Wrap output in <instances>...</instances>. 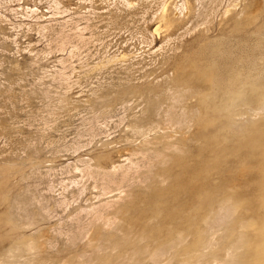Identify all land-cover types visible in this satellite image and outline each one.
<instances>
[{
  "label": "rangeland",
  "instance_id": "1",
  "mask_svg": "<svg viewBox=\"0 0 264 264\" xmlns=\"http://www.w3.org/2000/svg\"><path fill=\"white\" fill-rule=\"evenodd\" d=\"M131 1L0 0V262L139 264L136 241L164 239L157 221L184 203L192 224L179 247L201 250L187 262L264 264V0ZM164 5L175 26L160 20ZM182 50L210 72L197 82L207 106L172 109L159 93L149 112L140 88L165 82ZM144 145L162 156L132 154ZM132 190L134 215L155 218L144 240L117 244L113 211ZM224 201L230 212L208 225Z\"/></svg>",
  "mask_w": 264,
  "mask_h": 264
},
{
  "label": "bare ground",
  "instance_id": "2",
  "mask_svg": "<svg viewBox=\"0 0 264 264\" xmlns=\"http://www.w3.org/2000/svg\"><path fill=\"white\" fill-rule=\"evenodd\" d=\"M128 4H132V1L131 0H125ZM167 6H168V4H166ZM183 5V4H182ZM165 6V5H164ZM167 6H165V7H163V9H162V11H161V14H159L160 15V20H162V21H164V23L166 24V25H168V26H175L176 25V23H177V17H175V15H174V13L172 12V10L169 8V7H167ZM176 6V5H175ZM178 7V6H177ZM174 8H176V7H174ZM31 11H35V9H32L31 8ZM36 12V11H35ZM177 13V12H176ZM175 13V14H176ZM177 16V15H176ZM165 25V26H166ZM171 28V27H170ZM154 30H155V28H154ZM166 71L169 73V75H170V77L165 81V82H163L160 86L158 85V87H154V86H151V87H148V88H140V90L138 89V88H136L137 90H139L140 91V94L141 95H144V96H146V99H147V103L149 104H147L148 105V107H147V109H148V111L150 112V111H155L158 107L160 108L161 107V105H162V102H164V101H162L161 99V103H159V101H155V99H157V98H155L156 97V95H158L159 93L161 94V93H164L165 94V96H167V98H166V100H171L172 102H171V104H170V107L171 106H173V103H178L179 101H181L182 99H186V100H189L190 101V99L192 100L193 98H195V99H193V100H196L197 99V101H199V103H201L202 105L204 104L205 106H207L206 105V98H207V95L205 94V91H206V89H205V87L204 86H201V85H199L198 83H200V82H198V81H201V83H203V84H206V85H208L209 84V82H210V79H211V75H210V72L208 71H205V69L203 70L202 68H200V64H199V62H197V61H195V59L193 58H191V55H189L185 50H182V52H181V54H180V56L178 57V58H175V59H170V60H168L167 62H166ZM198 82V83H197ZM148 85V84H147ZM151 85V84H150ZM203 87V88H202ZM204 89V90H203ZM168 93V95H166ZM159 94V95H160ZM210 94V93H209ZM163 95V94H162ZM162 95H160V96H162ZM211 95V94H210ZM210 95H209V98H210ZM165 96L163 97L162 96V98H165ZM155 98V99H154ZM161 98V97H160ZM216 98V97H215ZM215 98H214V100H215ZM212 99H213V97H212ZM212 99H211V102H212ZM159 100V99H158ZM164 100V99H163ZM186 100H185V102H186ZM177 101V102H176ZM183 101V100H182ZM183 103V102H182ZM164 104V103H163ZM179 104H181L180 102H179ZM178 104V105H179ZM185 104V103H184ZM183 104V105H184ZM186 104H187V102H186ZM177 105V104H176ZM200 105V104H199ZM210 106H211V104H209ZM182 105H180L179 107H181ZM174 107H175V105H174ZM177 107V106H176ZM184 107H187V106H184ZM156 108V109H155ZM172 108V107H171ZM196 108L197 107H190L189 108V110L190 111H192L193 112V114H194V112L196 111ZM201 108H203V107H201ZM173 109V108H172ZM177 109V108H176ZM183 110H185L184 108H183ZM187 110V114L189 113L188 112V108L186 109ZM198 110V109H197ZM157 111V110H156ZM173 111V110H172ZM181 111H182V109H181ZM176 112V111H175ZM179 112H180V108H179ZM182 112H184V111H182ZM201 112V111H200ZM153 113H155V112H152V114ZM170 113H172V112H170ZM169 113V114H170ZM181 113V112H180ZM199 113V112H198ZM176 114H178L177 112L175 113V115ZM183 114V113H182ZM185 114V113H184ZM183 114V115H184ZM192 114V113H191ZM171 115V114H170ZM173 115V114H172ZM171 115V116H172ZM175 115H173V118L175 119ZM180 115V114H179ZM178 116V115H177ZM185 116H186V114H185ZM183 117V116H181L182 117V119H180V120H176V119H178V117L175 119L176 120V122H174V123H178V124H180V123H185V122H181V120H183V118L185 119L186 117ZM192 116V115H191ZM190 115H189V117H191ZM187 117H188V115H187ZM189 117H188V119H189ZM194 117H195V115H194ZM215 117V116H214ZM170 118V117H169ZM173 118H171L172 119V122L173 121H175V120H173ZM170 119V120H171ZM214 119V118H213ZM191 120V119H190ZM184 121V120H183ZM139 125H137L136 127H138ZM139 128H140V126H139ZM215 128V127H214ZM167 143V142H166ZM170 143H171V146H172V142H169V146L168 145H166L165 143V145L166 146H168V147H170ZM149 144V143H148ZM147 144V145H148ZM147 145H144V146H141V147H139V148H134L133 149V151H132V154H134L135 152H137V151H147V150H153V151H155L156 152V154H158L159 156H162V154L160 153V152H162V147H161V149L160 148H155L154 149V147L152 146L151 148H148L149 146H147ZM164 145V146H165ZM107 153L106 154H111V152H109V151H106ZM163 153V152H162ZM161 154V155H160ZM123 155V154H122ZM155 155V154H154ZM97 156V155H96ZM97 158V157H96ZM99 159H101V158H99ZM108 159V158H107ZM153 159V158H152ZM97 161L99 162V163H101V160H98L97 159ZM104 161V160H103ZM102 161V162H103ZM106 161V163L105 164H103V166L102 167H106V168H108V167H113V168H117V165H115L116 164V160H114V159H108V160H105ZM124 166V165H123ZM129 166V165H128ZM149 166H151V165H149ZM98 167H100V166H98ZM144 167V166H143ZM119 168V167H118ZM130 168V167H129ZM138 168V167H137ZM148 168V167H147ZM107 170V169H106ZM120 170V169H119ZM122 170V169H121ZM124 170V169H123ZM135 171V170H134ZM147 171V170H146ZM91 172V171H90ZM112 173V172H111ZM145 173V172H144ZM92 174V173H91ZM147 174V173H146ZM145 174V175H146ZM97 175H99V174H97ZM148 175V174H147ZM105 176L107 177V179H109L108 181L109 182H112V181H114L116 178L113 176V174L111 175V174H109V173H105ZM124 177H125V175L122 177V179H124ZM149 177V176H148ZM107 188H109V187H105V189H107ZM116 188V187H115ZM151 194V193H150ZM149 194V195H150ZM181 194V193H180ZM198 194H199V192H198ZM197 194V195H198ZM154 195V194H153ZM196 195V196H197ZM100 197V196H99ZM125 197V196H124ZM150 197V196H149ZM153 197V196H152ZM151 197V198H152ZM155 197H156V195H155ZM154 197V198H155ZM161 197V196H160ZM164 197H166L165 195H164ZM169 197V196H168ZM167 197V198H168ZM197 197H199V196H197ZM196 197V198H197ZM123 198V197H122ZM127 199L123 202V203H121L119 206H117L116 204V209L113 211V214L115 215V217L117 218V220L119 221V223H117V224H121L120 226H118L117 225V228L119 227L120 229L119 230H121L123 233H119L120 231L119 230H117V231H119V232H117L118 234H122L123 236H120V238L119 239H117V241L116 242H114L115 240L112 238L111 240L114 242V243H117V244H119V243H121L122 241L124 242V240H122V239H126L125 240V242L127 241V240H129V238L128 237H130V236H132V234L133 233H135V235H137L136 237H138V238H136L138 241L140 240V241H142V240H144V237H145V231H147L146 229H145V227L149 224V222H152L153 220H152V218H155L154 216L153 217H151L150 216V218H144V219H140V217L138 218V217H136L134 214V212H136V210H137V206H138V202H139V200H140V198H141V194L138 192V191H136V190H132L130 193H129V195H128V197H126ZM147 198H148V196H147ZM169 198H171V197H169ZM149 199V198H148ZM153 199V198H152ZM162 199H163V196H162ZM165 199V198H164ZM198 199V198H197ZM143 200V199H142ZM159 200V199H158ZM166 200V199H165ZM165 200H163V201H165ZM172 200H173V198H172ZM146 201V200H145ZM145 201H143V202H145ZM152 201H154V200H152ZM155 201H157V200H155ZM167 201V200H166ZM169 201V200H168ZM170 201H171V199H170ZM172 202V201H171ZM182 202V201H181ZM186 202H187V200H186ZM186 202H185V204H186ZM148 203H149V201H148ZM173 203V202H172ZM188 203V202H187ZM143 204V203H142ZM146 204V203H145ZM163 204H166V203H163ZM179 204V203H178ZM149 205V204H148ZM153 205H154V203H153ZM161 205V204H160ZM183 205V206H182ZM181 206H178V207H175V208H171L170 206H169V211L165 214V215H163L162 216V218L160 219V221L158 220L157 222H159V224H163V225H165L166 227H167V232H166V234H167V236L164 238V239H162V240H159V241H157L156 243H153V244H150V242H152V241H149V242H147V243H145V244H141L142 242H139V243H137V241H136V245L134 244L135 243V240H134V242L132 243V244H134V247L132 248L133 249V251H129L130 252V254L131 253H134L135 255L133 256L132 254H131V259H133L132 258V256L133 257H135L136 255H137V261H138V263L139 264H142V263H146V264H161V262H163V260L165 259V258H169V257H171L172 258V256H174V255H176V254H178L179 256H178V258H177V261H176V263H174V264H195V263H197V262H193V263H189V262H187V260L186 259H184V257H183V255H192V256H197V258L199 259V255L201 254V250H200V246L198 245L197 247H195V248H197V249H194L193 251H189V252H186V251H184V249H185V247H183V246H180L179 247V245L181 244H183L185 241H186V239L188 238V236H189V234H190V231H189V229H188V227L192 224L191 223V221H190V210L188 209L189 208V206L187 205V206H185L184 205V203L182 204ZM229 204H227V203H225V201L224 202H222L221 204H220V206L218 207V210H216V208L215 207H213L212 209H210V211H209V213H208V217H207V222H208V225H214L215 223H216V221L218 220V222L219 221H221L222 220V217H223V215H222V212H220L221 210H224L226 213H229L230 212V206H228ZM167 206V205H166ZM176 206V205H175ZM113 207V206H112ZM139 207H141V206H139ZM144 208L145 207H147V206H143ZM148 207H151V202H150V206H148ZM154 207H157V204L155 203V206ZM159 208V207H158ZM164 208H166L165 206H164ZM163 208V209H164ZM105 209V208H104ZM139 209V208H138ZM162 209V210H163ZM99 210V209H98ZM158 210V209H157ZM160 210V209H159ZM161 210V211H162ZM8 211V210H7ZM111 211V210H110ZM138 211V210H137ZM140 211V210H139ZM142 211V210H141ZM144 211H145V209H144ZM143 211V213L145 214V212ZM156 211V210H155ZM167 211V210H166ZM165 211V212H166ZM160 212V211H159ZM158 212V213H159ZM225 212H223V213H225ZM155 213V212H154ZM161 213V212H160ZM225 213V214H226ZM138 214V213H137ZM157 214V213H156ZM152 215V214H151ZM162 215V214H161ZM227 215V214H226ZM140 216H142V215H140ZM156 216V215H155ZM222 216V217H221ZM157 218V217H156ZM94 219V218H93ZM140 219V220H139ZM158 219V218H157ZM219 219H221V220H219ZM95 220V219H94ZM121 220H122V222H121ZM3 221V220H2ZM154 221H156V220H154ZM223 221H224V219H223ZM117 222V221H116ZM121 222V223H120ZM109 225H110V223H109ZM170 228H171V232H170ZM197 232H199V230H197ZM101 234V233H100ZM103 235H104V233H102ZM101 234V235H102ZM113 234V233H112ZM96 235V234H95ZM107 234H105V236H106ZM109 235V234H108ZM107 235V236H108ZM116 235V234H115ZM114 235V236H115ZM134 235V234H133ZM134 235V236H135ZM97 236V235H96ZM99 236V235H98ZM106 236V237H107ZM110 236V235H109ZM118 236V235H117ZM103 237V236H102ZM116 237V236H115ZM19 238V237H18ZM21 238V237H20ZM104 238V237H103ZM133 238V237H132ZM17 239V238H16ZM15 239V240H16ZM97 239V238H96ZM98 239H99V237H98ZM97 239V240H98ZM105 239V238H104ZM110 239V238H109ZM121 239V240H120ZM133 239H135V238H133ZM133 239H131V240H133ZM18 240V239H17ZM16 240V241H17ZM102 240V239H101ZM107 240H108V238H107ZM31 241V240H30ZM103 241H106V240H103ZM21 242H23V241H21ZM26 242L27 241H25L24 243L26 244ZM101 242V241H100ZM122 242V243H123ZM124 242V243H125ZM16 243V242H15ZM24 243H23V245H24ZM28 243V245L29 246H31L30 244L32 243V242H27ZM129 243H131L130 242V240H129ZM14 244V243H13ZM14 245H18V243H16V244H14ZM20 245L21 246H17V247H22L23 245H22V243H20ZM33 245V244H32ZM124 246V245H123ZM17 247H12V250H13V248H17ZM25 247V246H24ZM33 247H34V245H33ZM122 247V246H121ZM27 248H30V247H27ZM11 249V248H10ZM11 250V251H12ZM130 250V249H129ZM10 251V250H9ZM127 252H128V250H126ZM125 253V252H124ZM127 254H129V253H127ZM129 254V255H130ZM8 255V254H7ZM9 256H10V254H9ZM128 256V255H127ZM129 257V256H128ZM129 257V258H130ZM136 258V257H135ZM198 259H197V261H198ZM104 261H106V260H104L103 259V261H102V263L104 262ZM170 261V260H169ZM235 261V260H234ZM109 262V261H108ZM107 262V263H108ZM167 263L169 264V262L167 261ZM231 263H232V261H231ZM236 263V262H235ZM0 264H3V262H0ZM109 264V263H108ZM111 264V263H110Z\"/></svg>",
  "mask_w": 264,
  "mask_h": 264
}]
</instances>
